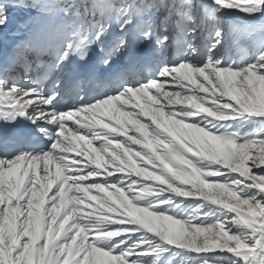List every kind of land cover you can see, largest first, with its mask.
<instances>
[{
    "label": "snow or ice",
    "instance_id": "1",
    "mask_svg": "<svg viewBox=\"0 0 264 264\" xmlns=\"http://www.w3.org/2000/svg\"><path fill=\"white\" fill-rule=\"evenodd\" d=\"M0 264H264V0H0Z\"/></svg>",
    "mask_w": 264,
    "mask_h": 264
},
{
    "label": "bare ground",
    "instance_id": "2",
    "mask_svg": "<svg viewBox=\"0 0 264 264\" xmlns=\"http://www.w3.org/2000/svg\"><path fill=\"white\" fill-rule=\"evenodd\" d=\"M86 87H87V85H86ZM93 87H95V85H93ZM70 155H71V153H70Z\"/></svg>",
    "mask_w": 264,
    "mask_h": 264
},
{
    "label": "rangeland",
    "instance_id": "3",
    "mask_svg": "<svg viewBox=\"0 0 264 264\" xmlns=\"http://www.w3.org/2000/svg\"><path fill=\"white\" fill-rule=\"evenodd\" d=\"M74 153H71V155H73ZM69 155H70V153H69Z\"/></svg>",
    "mask_w": 264,
    "mask_h": 264
}]
</instances>
